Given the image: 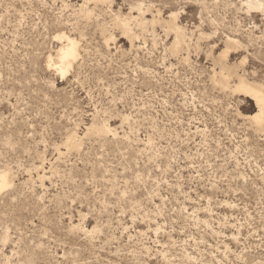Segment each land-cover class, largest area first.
Masks as SVG:
<instances>
[{"label": "rangeland", "instance_id": "obj_1", "mask_svg": "<svg viewBox=\"0 0 264 264\" xmlns=\"http://www.w3.org/2000/svg\"><path fill=\"white\" fill-rule=\"evenodd\" d=\"M85 1L0 0V264H264V0Z\"/></svg>", "mask_w": 264, "mask_h": 264}, {"label": "bare ground", "instance_id": "obj_2", "mask_svg": "<svg viewBox=\"0 0 264 264\" xmlns=\"http://www.w3.org/2000/svg\"><path fill=\"white\" fill-rule=\"evenodd\" d=\"M86 4L87 2L84 0L83 5L85 6ZM250 4L253 6V8L264 7V4L261 2H253V3L250 2ZM144 20L145 18L142 19V22ZM126 26L127 25H125L124 27L127 28ZM59 38L62 41L61 42L62 44L59 50L57 51V56L59 58V63H60L58 70L61 72V74L65 75L78 61L79 56H80V49H79V44L76 41V38L74 39L71 36H68L66 34H62V36H60ZM228 72L232 73L230 69H228ZM221 82H222V85H226V86L230 85L229 77L227 76H224ZM235 85H236L235 86L236 91L246 95L247 97L251 98L256 103L258 113L253 118V120L259 126L264 125V89L263 87L259 86L260 84L251 83L242 77L238 78L237 83ZM10 186H11V180H10V176L8 172L0 171V192L4 191V189Z\"/></svg>", "mask_w": 264, "mask_h": 264}]
</instances>
